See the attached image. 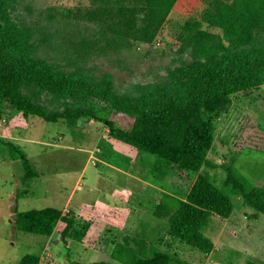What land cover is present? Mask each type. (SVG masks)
Segmentation results:
<instances>
[{"label": "rangeland", "instance_id": "374dc122", "mask_svg": "<svg viewBox=\"0 0 264 264\" xmlns=\"http://www.w3.org/2000/svg\"><path fill=\"white\" fill-rule=\"evenodd\" d=\"M4 1L36 55L67 75L76 74L77 85L69 94L43 91L38 101L48 111L82 105L88 101L85 90L109 75L108 95L114 98L109 118L116 126L124 124L114 110L132 107L148 88L169 82L171 70L204 66L185 41L187 19L196 18L202 29L222 34L202 19L209 0H177L152 42L117 38L106 22L88 16L96 8L93 0ZM7 67L16 73L28 69L20 60ZM213 123L209 165L201 171L221 183L231 164L246 188L264 186V84L233 93ZM15 149L31 161L34 177L23 180ZM196 174L184 178L159 166L153 155L114 138L106 124L93 118L48 122L0 108V264H19L27 253L39 256L37 264H122L111 254L119 242L138 252L142 245L149 254L167 251L192 264H264V213L245 205L241 196L233 195L228 218L213 217L206 228L214 243L211 252L169 234L168 216L156 215V205L165 192L185 198ZM21 189L27 193L16 202ZM82 204L101 214L81 209ZM15 206L19 211L46 206L72 210L76 224L66 241L61 224L48 236L19 230Z\"/></svg>", "mask_w": 264, "mask_h": 264}, {"label": "trees", "instance_id": "16d2710c", "mask_svg": "<svg viewBox=\"0 0 264 264\" xmlns=\"http://www.w3.org/2000/svg\"><path fill=\"white\" fill-rule=\"evenodd\" d=\"M209 1L202 19L220 28L222 34L202 29L196 18L187 19L182 26L186 43L195 48L194 56L204 59V66L171 70L169 82L155 90L148 88L132 107L116 108L114 113L124 127L116 126L109 118L114 101L108 95L112 92L109 75L85 90L88 101L82 105L48 111L38 101L43 91L69 94L77 85L76 74L67 75L37 56L31 42L21 34L9 5L0 0V108L7 113L38 116L48 122L60 118H93L106 124L114 138L153 155L159 166L184 178L197 172L185 198L165 192L155 213L168 216L169 234L206 252L213 250L214 243L205 230L213 217L225 219L231 215L235 206L233 195L241 196L245 205L264 213V186L246 188L231 164L225 166L226 174L220 184L201 171L209 165L207 156L214 139V117L229 106L236 91L264 84V0ZM176 2L93 0L96 8L88 16L106 22L120 40L152 42ZM16 60L25 61L28 69L23 73L10 71L8 62ZM162 92L169 99L164 96L161 99ZM17 154L24 168L23 180L34 177L36 170L31 161L19 149L13 155ZM26 193V189L17 191L15 201ZM80 208L101 214L89 204ZM76 219L74 211L64 212L52 206L22 211L14 207L17 229L48 236L61 224L64 241ZM135 251L119 242L111 254L122 264H192L163 250L154 249L149 254L144 245L141 252ZM38 261V255L27 253L19 264Z\"/></svg>", "mask_w": 264, "mask_h": 264}, {"label": "crops", "instance_id": "0c3cea01", "mask_svg": "<svg viewBox=\"0 0 264 264\" xmlns=\"http://www.w3.org/2000/svg\"><path fill=\"white\" fill-rule=\"evenodd\" d=\"M33 254V253H32Z\"/></svg>", "mask_w": 264, "mask_h": 264}]
</instances>
